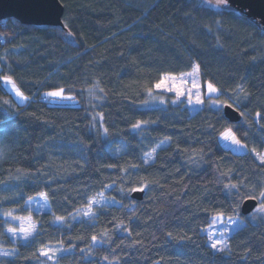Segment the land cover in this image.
<instances>
[{"label": "trees", "instance_id": "1", "mask_svg": "<svg viewBox=\"0 0 264 264\" xmlns=\"http://www.w3.org/2000/svg\"><path fill=\"white\" fill-rule=\"evenodd\" d=\"M60 1L63 26L0 20V208L36 222L22 240L0 215V248L12 251L0 264H44L53 247L48 264H264V218L241 212L264 191L260 20L228 1ZM195 64L243 113L239 122L209 105L212 95L194 112L173 94L145 106L163 75ZM6 74L25 103L2 86ZM58 88L80 105L50 104L45 92ZM227 128L248 151L220 143ZM40 193L47 211L26 205ZM101 193L113 202L72 219ZM218 215L245 221L224 251L203 232Z\"/></svg>", "mask_w": 264, "mask_h": 264}, {"label": "rangeland", "instance_id": "2", "mask_svg": "<svg viewBox=\"0 0 264 264\" xmlns=\"http://www.w3.org/2000/svg\"><path fill=\"white\" fill-rule=\"evenodd\" d=\"M209 1L211 3H213L212 4L213 6L223 5V4L218 3L217 0H209ZM68 37L70 39L72 38V34L70 32L68 33ZM191 72H193V69L188 71V72H184L183 74H187V73H191ZM167 74H171V73H167ZM181 74H171V75L176 76V77H180ZM4 76H10V75L6 74V75L2 76V86L13 95V97L15 98V100L19 104L25 103L27 101V99H28L27 94L22 90V88L14 80V78L10 76L12 78V80L15 82L17 88L23 93L24 97H27V99H22V98L18 97L15 94V90L12 89L9 84H7L6 82L3 81V77ZM187 79H188L187 84H180L179 82H177V85H176L177 87H182L185 90V95L180 96L179 98H177V95H176L175 91H167V90H164V89H156L155 88V90L151 93L150 98L146 102L145 106H147V105H162V104H164L165 103V96H166L165 94H173V97H172V101L173 102H176V103L183 102L186 105H188L189 108L191 109V111H193V112L201 109V107L204 106V104L206 103L205 100H204L205 99V95L206 96H209V95L213 96V97H211L208 100V104L213 106V107H223L225 105V103H229V101L227 99L219 96L220 95V90L216 86L215 87L219 90L218 92H216V93L207 92L206 83L208 81L205 82V83L203 82L200 69H199V72H198L197 78H196V82L200 84V88L199 89L192 88V78H187ZM169 87H172V85L169 84ZM60 89H62V88L49 90V91L45 92V97H46V99L48 100V102L50 104L72 105V106L80 105V101L75 95L66 93L64 90H63V96H50V95H48V93L59 91ZM188 89H191V91H192V96L191 97H189L188 94H187ZM197 95L200 96V99L202 100V103H197L196 102V96ZM231 100L235 101L233 98H231ZM216 101H220L221 103H217ZM219 141H220V143L223 146H225L226 148H228V149H230V150H232V151H234L236 153H244V152L248 151L247 145L244 142H242L241 140L240 141H241L242 145H244L245 147H241L239 145H236V144L232 143L231 140L225 139L222 135L219 136ZM95 199L97 201H99V202L98 203H94L92 205V211H91L90 215H86L85 214L87 212V207H85V208H82L81 210H79L78 213L74 214L72 216V219L73 218H81V217H90V216H92L94 214L96 206L109 204V203L113 202V200L109 199L104 193L99 194L98 196L95 197ZM259 201H261V198H259ZM260 203H259V205H260ZM26 205L30 209H33V210L38 211V212L49 210V203H48L47 197H43L40 194H38L37 196H35L32 199H29L26 202ZM259 205L257 206V208L259 207ZM9 212H11V215L10 216L6 215V213H9ZM0 215H3L4 217H6L10 221L9 228H17V229H19L21 227V224H23L24 227H28L29 224H31V225L34 226V231H33L32 235L34 234V232L36 230V222H35V220L33 219V217L31 215L30 216L29 215L28 216L19 215V214L14 213L13 209H7V208L6 209L0 208ZM13 217H22V218H29L30 217L31 219L30 220L29 219L17 220V219H14ZM250 217H251L252 220H256V219H258V217L264 218V214L256 213L255 210H254L250 214ZM213 221H215V223H213ZM244 223H245L244 219H242L240 217L228 218V217H224L222 215H218V216H215L212 219L211 224L206 229H204L203 232L207 235L208 242H209L210 245L212 244V242L214 240H221L223 242V244L226 245V248H227L228 247V237L234 231H236L238 228H240ZM9 234L12 235L11 233H9ZM209 235L212 236V240L209 239ZM13 237L14 238H19V239H22V240H27V239H24L23 233H18L16 236H13ZM93 243L97 244L99 242L94 241ZM52 249H60V247H53ZM215 250L216 251H220L218 249H215ZM57 252H58V250L55 251V254H54L52 259H48L47 257L44 256V258H45V263L44 264H48V262H50V260H54ZM3 253H8V255H11L12 251L0 248V255H4ZM50 255H52V254L50 253Z\"/></svg>", "mask_w": 264, "mask_h": 264}, {"label": "water", "instance_id": "3", "mask_svg": "<svg viewBox=\"0 0 264 264\" xmlns=\"http://www.w3.org/2000/svg\"><path fill=\"white\" fill-rule=\"evenodd\" d=\"M229 5L248 16L258 18L264 26V0H227ZM64 5L60 0H0V20L15 17L26 24L63 26ZM224 115L231 122H239L243 115L231 103L223 106ZM144 189H135L131 196L144 198ZM259 205V199L248 197L242 202L241 212L251 214Z\"/></svg>", "mask_w": 264, "mask_h": 264}, {"label": "snow or ice", "instance_id": "4", "mask_svg": "<svg viewBox=\"0 0 264 264\" xmlns=\"http://www.w3.org/2000/svg\"><path fill=\"white\" fill-rule=\"evenodd\" d=\"M218 3L220 4H227V0H217ZM199 72V65H195L193 68V72L191 73H187V74H181L180 77H176L173 76L171 74H165L161 77L160 81L158 83L155 84V88L156 89H164L167 91H175L177 98H179L180 96L185 95V90L182 87H177V82H179L180 84H187L188 79L187 78H192V88H196L199 89L200 88V84L196 82V78H197V74ZM3 81L6 82L7 84H9L11 86L12 89L15 90V94L22 98V99H27V97H24L23 93L17 88L15 82L12 80V78L10 76H4L3 77ZM169 84L172 85V87H169ZM206 89L207 92L209 93H216L219 90L215 87V85L211 82H207L206 83ZM240 92L244 94L245 98H247V93L245 92V90L243 89V87H240ZM187 94L189 97L192 96V91L191 89H188ZM48 95L50 96H63V89H60L59 91H55V92H50L48 93ZM239 99V97H237ZM191 102V101H190ZM196 102L197 103H202V100L200 99V96L197 95L196 96ZM217 103H221L220 101H216ZM241 115H243V113H241ZM260 114L257 113V116H259ZM135 127H139V125H136ZM106 131V130H105ZM221 135L227 139V140H231L232 143L239 145L241 147H245L244 145H242L241 141L236 137V134L232 131L231 128H227L224 132L221 133ZM153 152H155V149L152 150ZM257 157L260 159L261 163L264 164V155H261L259 153H257ZM149 158H151L149 156ZM228 187H232L235 188L237 187V185H230ZM41 196L46 197V193H40ZM260 198H261V203L259 205L258 208L255 209L256 213H261L264 214V191L260 192ZM99 201H97L95 199V197L91 198L90 203L87 205V212L85 213L86 215H90L91 211H92V205L94 203H98ZM6 215H11V212L6 213ZM14 219L17 220H24V219H31L29 218H22V217H13ZM62 220L63 218H57ZM213 223H215V221H213ZM7 231L9 233H11L13 236H16L18 233H23V237L24 239H28L33 231H34V226L29 224L28 227H24L23 224H21V227L19 229L17 228H9L7 229ZM93 240H96V237L92 238ZM209 239L212 240V236L209 235ZM211 247L213 249H218L220 251H224L226 248V245L223 244V242L221 240H214L211 244ZM59 249H52L49 248L46 251H42L41 255L47 257L48 259H52L55 251H57ZM50 253L52 255H50ZM4 255H8V253H3ZM105 259H107L105 257Z\"/></svg>", "mask_w": 264, "mask_h": 264}, {"label": "bare ground", "instance_id": "5", "mask_svg": "<svg viewBox=\"0 0 264 264\" xmlns=\"http://www.w3.org/2000/svg\"><path fill=\"white\" fill-rule=\"evenodd\" d=\"M226 104V103H225ZM223 108V107H222Z\"/></svg>", "mask_w": 264, "mask_h": 264}]
</instances>
